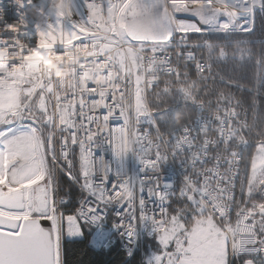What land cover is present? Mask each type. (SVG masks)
<instances>
[{
	"label": "built area",
	"instance_id": "2783aa9c",
	"mask_svg": "<svg viewBox=\"0 0 264 264\" xmlns=\"http://www.w3.org/2000/svg\"><path fill=\"white\" fill-rule=\"evenodd\" d=\"M184 1L164 0L166 5ZM220 1L222 6L234 2ZM235 1L246 10L237 14L250 13V0ZM114 3L0 0V92L15 94V104L0 113V143L13 130L28 129L39 163L37 177L23 185L15 179L10 186L9 152L0 144L4 161L0 217L12 214L3 206L15 199L25 206L17 214L29 220L44 160L50 159L57 182L61 168L71 180L75 159L84 186L74 215L91 231V249L115 247L130 258L144 233L166 227V202L178 187L179 196L190 199L226 236L227 264H239L240 257L256 254V242L247 212L231 219L240 163V154L227 146L234 132L232 110L206 114L198 105L193 120L169 137L160 131L148 105L161 76H179L178 64H190L199 79L209 73L210 63L189 50L191 33L176 29L166 46L122 42L116 25L126 8L118 14L121 7L115 9ZM237 21L228 19L233 29ZM21 80H28L26 97L20 92ZM35 101L43 122L30 111ZM44 122L48 131L41 137L37 129L46 126ZM54 193L61 264V204L57 188Z\"/></svg>",
	"mask_w": 264,
	"mask_h": 264
},
{
	"label": "trees",
	"instance_id": "16d2710c",
	"mask_svg": "<svg viewBox=\"0 0 264 264\" xmlns=\"http://www.w3.org/2000/svg\"><path fill=\"white\" fill-rule=\"evenodd\" d=\"M261 2L262 7L255 12L253 17V28L247 33L238 32L223 35L221 33L192 32L187 34L189 50L195 51L201 59L205 58L210 63L209 73L197 79L190 64H178L179 76H161L157 87L148 97L149 109L157 116L160 131L169 137L173 136V133L184 124L193 120L192 118L196 113L189 102L182 100L176 91L178 87L187 86L186 83L195 82L196 90H192L191 93L194 96L192 98L196 102H202L199 105L204 107L206 114L218 110H232L235 117L234 132L231 144L227 146L228 149L240 154V163L239 181L234 195V212L231 219L234 220L236 214L245 209L253 211L252 221L260 217L258 219L260 225L257 221V226L254 228L258 249L264 247V215L260 214V208L264 206L261 204L259 207V204L263 202L260 196L261 190L257 189L250 196L243 197L239 196L238 188L241 179L244 180V176L246 178L249 174L251 159L256 148L262 146L264 149V83L258 84L255 80L254 62L241 63L232 59H227V61L212 60L213 62H210L204 55V47L208 45L214 50L219 48L229 52L233 50L231 49L233 45L238 47L243 43L252 50L256 58L264 57V0ZM216 73L221 74L222 79L225 80L220 81L219 77H216ZM75 165L74 160L73 167ZM57 182L62 225L68 217L76 219L74 212L78 206L77 202L83 197V188L76 183V180L71 181L64 174L60 177L58 175ZM178 189L176 187L175 194L169 197L166 202L169 218L180 219L187 228L199 221L200 218H207L190 199L179 196ZM79 226L82 232L79 238H69L67 232L64 230L61 232V264H147L148 249L156 248L153 236L145 238L141 243L142 245L130 258L119 253L115 247L95 251L91 249L89 243L91 231L87 226L81 224ZM246 260L247 257L243 256L238 259L239 264Z\"/></svg>",
	"mask_w": 264,
	"mask_h": 264
},
{
	"label": "rangeland",
	"instance_id": "374dc122",
	"mask_svg": "<svg viewBox=\"0 0 264 264\" xmlns=\"http://www.w3.org/2000/svg\"><path fill=\"white\" fill-rule=\"evenodd\" d=\"M215 4H220L216 0H214ZM232 2H227L226 5L234 6V10L227 7V10L230 11V14L237 15V13H241L243 10L239 8L240 6L236 4L235 0ZM235 3V4H234ZM222 4V2H221ZM250 13L249 19L245 21H237L236 29L231 28L228 22V18L225 16L218 15L216 13V9L210 5H202L200 7H192V8H181V5L177 3H171L166 5L164 0H133L131 3L127 5L125 12L117 17V25L116 31H118L119 38L122 42L125 40H139L147 42V39L150 37V40L158 41L161 37L167 36L170 34V31L166 32L167 29L170 28V17H168V9L169 11L179 12V10H184L188 12L191 10V13H195L199 18L208 17L210 25L204 22V27L201 30H198L194 27H188L189 31L197 32V33H221L226 35L228 33H238L244 32L247 33L253 28V17L256 11H259L262 7L261 0H250ZM201 13L198 15L199 11ZM247 13V12H246ZM194 15V14H193ZM191 15V16H193ZM194 15V17H197ZM146 25H151L152 31H148L145 29ZM198 25V24H197ZM171 29V28H170ZM164 30V31H163ZM241 44V43H240ZM233 45L231 49L232 51H225L223 49L216 48L215 50L209 48L208 45L205 48L204 55L206 58L210 60H218V61H227V59H232L236 62H254L253 68L256 82L264 83V57L256 58L253 55L252 50H250L243 43L241 45ZM220 52L224 54L222 58L220 57ZM213 62V61H212ZM252 68V69H253ZM211 77V76H210ZM216 77L220 81H224L222 79L223 76L221 74L216 73ZM195 83V82H194ZM186 83L187 86H181L177 88V93L181 96L182 100L184 99L186 102H189L191 107L197 110V106L202 102H196L192 97V90H196L195 84ZM20 84L21 89L20 92L22 96H27L30 91H28V80H21L18 82ZM192 88V89H191ZM184 101V102H185ZM15 102V94L11 93H3L0 92V113L1 111L11 108ZM196 107V108H195ZM31 113H38V103L35 101L30 106ZM41 114V113H40ZM38 115V114H37ZM43 116V114H41ZM39 116V120L42 116ZM155 120L159 126V120L157 116L153 113ZM36 120V117L34 118ZM44 121V118L41 119V122ZM32 126V122H29ZM40 123V121H39ZM46 126L43 128L39 125L40 136L42 137L48 131V125L44 122ZM160 127V126H159ZM38 128V127H37ZM0 144H4L6 150L9 152V161L14 168L16 174V181L20 184H25L27 181L38 176V160L35 157V149L34 146V137L28 129H17L13 130L6 139L3 140ZM48 159V157H47ZM44 160V159H42ZM75 159L72 160V163ZM75 166H72L71 172L69 174L71 181L76 180V183L79 186H84L83 181L80 180L81 169H79L78 162L75 160ZM11 167V168H12ZM43 178L39 181L37 185L33 188L34 194V210L31 214V218L33 220H39L40 218H46L53 220V224H58V217L54 214L52 210V201L55 195L54 191L57 188V182L54 179V173L51 169L50 159L44 160L43 163ZM248 175L244 176V180L241 179L239 183L238 193L239 196L248 197L254 193L257 189L261 190V197L264 206V149L262 146L256 148V151L251 159V166L248 171ZM64 174L67 175L65 170H62L59 174V177ZM83 188V187H82ZM83 190V189H82ZM31 195V193H30ZM3 200H0L2 203ZM19 200L8 199L3 209H12L15 211L22 212L25 209L24 203L19 202ZM243 212H247L250 216V222L253 225V230L257 226V221L260 225V217L257 220L251 219L252 210L245 209ZM260 214L264 215V207L260 208ZM64 218V217H63ZM8 221H11L13 226H11V230H14L18 226L17 223L19 220H13L11 218H5ZM62 225H60L61 230L63 232H67L69 238H75L81 236V227L77 223L76 219L66 218ZM65 220V219H64ZM63 221V219H62ZM166 227L159 229L157 231H150L144 233V236L140 239L138 243V247L142 245L141 243L145 238H151L154 236L155 240V249H148L147 252V264H227L229 258V248L227 243V238L224 234H222L216 227L213 221L208 220L207 218H200L199 221L195 222L189 228L185 227L184 224L180 221V219L176 217H170ZM14 227V228H13ZM9 229V228H6ZM16 230V229H15ZM57 233V228H56ZM145 234H150L149 236ZM57 238H58V234ZM256 242V239H255ZM256 254H250L247 256V260L242 264H264V247L262 249H258V244L256 242ZM138 249V248H137ZM137 251V250H136ZM135 251V252H136ZM134 252V253H135ZM133 256V255H132ZM59 264V261H57Z\"/></svg>",
	"mask_w": 264,
	"mask_h": 264
},
{
	"label": "water",
	"instance_id": "95a60500",
	"mask_svg": "<svg viewBox=\"0 0 264 264\" xmlns=\"http://www.w3.org/2000/svg\"><path fill=\"white\" fill-rule=\"evenodd\" d=\"M191 3L195 4L193 8L201 5L212 6L209 0L184 1L183 5L190 9ZM213 8L218 15L228 19H249V14L246 13L232 16L218 6ZM189 20L195 21L192 16ZM18 216L17 214L15 217ZM57 254V239L53 221L50 219L21 222L18 232L15 233L0 228V264H57Z\"/></svg>",
	"mask_w": 264,
	"mask_h": 264
},
{
	"label": "crops",
	"instance_id": "0c3cea01",
	"mask_svg": "<svg viewBox=\"0 0 264 264\" xmlns=\"http://www.w3.org/2000/svg\"><path fill=\"white\" fill-rule=\"evenodd\" d=\"M171 4V3H170ZM178 5H181V4H178ZM181 8H185L184 5H181ZM199 13L198 15L201 13V10H198ZM197 16L194 12L191 13V10L188 11V12H185L184 10H179V12H173V11H169L168 9V17H170V28L166 30V32H168V30L170 31V34L167 36H162L161 39H158V41H155L154 39L153 40H150V37L147 39V42H144V41H139V40H125L124 42H132V43H139V44H147V43H152V44H155V45H164L166 46L167 43L169 42V37L172 33V30L173 29H176L178 32H186V33H192V31H189L188 30V27H193L192 25H194L195 28H206L204 27V22L208 25H210L209 23V18L208 17H202V18H199L198 16L197 17H194V15ZM191 15H193L192 17L195 19L194 20H189V17H191ZM204 21V22H203ZM194 23V24H193ZM198 24V25H197ZM151 25H146L145 29H147L149 32L152 31L151 29ZM193 27V28H194ZM164 31V30H163ZM74 238V237H73ZM78 238V237H76Z\"/></svg>",
	"mask_w": 264,
	"mask_h": 264
},
{
	"label": "bare ground",
	"instance_id": "6f19581e",
	"mask_svg": "<svg viewBox=\"0 0 264 264\" xmlns=\"http://www.w3.org/2000/svg\"><path fill=\"white\" fill-rule=\"evenodd\" d=\"M128 1H130V0H124V2H122V3H120V4H118L119 3V0L118 1H116V0H114V4H116L117 5V7H114L115 9L117 8L118 9V7L120 6L121 7V9H119V11L117 12L116 10H114V12H117L118 14H120V13H122L123 11H124V9L126 8L125 6H126V4L128 3ZM217 2H219L220 4H215L216 2L214 1V0H211L210 2H209V4H211L212 6H218V7H223V8H226L227 9V7H229L230 9H233V11H235L234 10V6H231V5H226V3L224 4L225 6H222V4H221V1L220 0H216ZM193 5H195L194 3H191L190 4V8L193 6ZM202 6V5H201ZM229 13H230V11L229 10H227ZM117 13H116V15H117ZM116 15H115V17H116ZM196 22V21H195ZM194 24V23H193ZM3 163H4V161H3V155H2V152L0 151V186H3V184H2V182H3V179H4V177H3V173H2V170H3ZM10 165H11V163H10ZM11 167H12V165H11ZM11 172L13 173V176H12V178L10 179V186H13L14 185V180H15V177H16V173L17 172H15V170H14V168L12 167L11 168ZM8 185V184H7ZM8 186H5V189H6V191H11V189H9V188H7ZM2 201V200H1ZM10 216V215H9ZM23 217V219H22V221L23 222H26L28 219H26V217H24V216H22ZM10 228L11 227V223L8 221V220H5V219H3V218H1L0 217V228L2 229V228ZM57 264H58V262H57Z\"/></svg>",
	"mask_w": 264,
	"mask_h": 264
}]
</instances>
